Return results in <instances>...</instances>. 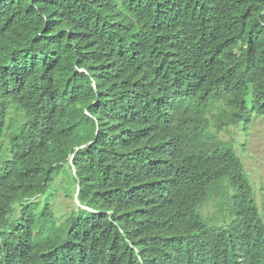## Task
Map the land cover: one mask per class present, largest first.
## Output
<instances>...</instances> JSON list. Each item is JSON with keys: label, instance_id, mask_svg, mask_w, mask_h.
Here are the masks:
<instances>
[{"label": "trees", "instance_id": "trees-1", "mask_svg": "<svg viewBox=\"0 0 264 264\" xmlns=\"http://www.w3.org/2000/svg\"><path fill=\"white\" fill-rule=\"evenodd\" d=\"M263 115L264 0H0V264L264 263L234 148Z\"/></svg>", "mask_w": 264, "mask_h": 264}, {"label": "rangeland", "instance_id": "rangeland-1", "mask_svg": "<svg viewBox=\"0 0 264 264\" xmlns=\"http://www.w3.org/2000/svg\"><path fill=\"white\" fill-rule=\"evenodd\" d=\"M223 138L228 140L226 135ZM234 139L236 143L246 140L238 146L234 145V148L242 158L245 170L252 180L256 192L255 202L260 209L264 210V189L260 187L261 184L264 186V115L256 116L251 123H241V128L235 132ZM66 179V172H61L40 197L41 201H44L47 196L51 197V209L58 218V222L66 219L76 203V197L71 193L72 186H68L67 189L65 187ZM213 212L214 208L210 207L208 213ZM219 218H223V214L213 221Z\"/></svg>", "mask_w": 264, "mask_h": 264}, {"label": "clouds", "instance_id": "clouds-1", "mask_svg": "<svg viewBox=\"0 0 264 264\" xmlns=\"http://www.w3.org/2000/svg\"><path fill=\"white\" fill-rule=\"evenodd\" d=\"M244 141H246V140H242L239 143H236V140L234 139V144L236 146H238V145L242 144ZM244 169H245V167H244ZM251 182H252V180H251ZM260 187H261V189H264V186L262 184ZM255 193L256 192H255V188H254V194ZM200 201H203V202L198 207V214L201 216V218L203 220L205 218L210 223L214 222L213 220L221 215L219 213V211H220V207H219L220 198L214 197L212 200H208L205 196H202V198H200L197 203H199ZM76 202H77V200H76ZM214 203L217 204L218 208L216 207V205ZM210 207L214 208L213 213H208V209ZM259 211H260V208H259ZM263 221H264V219H263ZM233 247H234V245L233 246L228 245V249L230 252L225 251L224 249L218 250L217 254L214 256V260H215L216 264H264L260 259L256 258L248 249L245 248L243 253H239V252L234 251V249H232ZM187 261L188 260H186V262Z\"/></svg>", "mask_w": 264, "mask_h": 264}, {"label": "bare ground", "instance_id": "bare-ground-1", "mask_svg": "<svg viewBox=\"0 0 264 264\" xmlns=\"http://www.w3.org/2000/svg\"><path fill=\"white\" fill-rule=\"evenodd\" d=\"M195 263H196V264H198V262H197V261H195Z\"/></svg>", "mask_w": 264, "mask_h": 264}]
</instances>
